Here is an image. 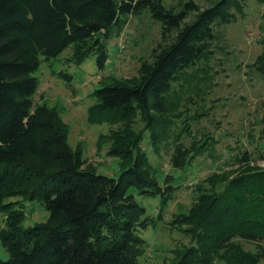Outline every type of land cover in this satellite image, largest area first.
I'll use <instances>...</instances> for the list:
<instances>
[{"label":"trees","instance_id":"trees-1","mask_svg":"<svg viewBox=\"0 0 264 264\" xmlns=\"http://www.w3.org/2000/svg\"><path fill=\"white\" fill-rule=\"evenodd\" d=\"M243 1L201 7L187 0L177 9L163 0H0V245L7 252L0 264H139L145 239L138 231L153 219L131 189L158 196L164 205L177 187L171 175L157 178L140 145L143 131L152 144L169 136L177 113L168 96L172 83L210 56L215 26L235 20L233 9L240 11ZM144 8L161 23L150 59L140 63L138 75L95 87L86 110L89 123L118 124L99 134L108 141L107 153L120 159L117 177L107 176L69 146L67 124L55 107L33 104V73L68 46L65 60L78 64L95 52L102 66L110 27H122L124 16ZM251 65L264 74V50ZM136 115L142 128L133 125ZM205 144H176L171 165L185 168ZM252 159L245 149L234 173L215 171L194 185L188 211L171 221L190 243L173 250L171 263L160 264H258L257 254L233 240L264 241V168ZM27 201L42 204L45 220L22 225Z\"/></svg>","mask_w":264,"mask_h":264},{"label":"rangeland","instance_id":"rangeland-1","mask_svg":"<svg viewBox=\"0 0 264 264\" xmlns=\"http://www.w3.org/2000/svg\"><path fill=\"white\" fill-rule=\"evenodd\" d=\"M163 1L178 9L187 0ZM194 1L207 7L215 0ZM241 7L240 11L233 9L235 20L215 26L210 56L186 69L172 83L168 96L176 102L177 113L171 117L169 136L152 144L149 132L143 131L140 145L149 163L157 169V178L161 182L164 175H171L177 187L164 205L159 204L158 196L131 189L136 202L153 219L138 231L145 239L139 264L171 263L173 250L190 243L189 236L171 221L175 215L188 211L196 196L194 185L202 178L219 170L234 173L236 157L245 149L253 158L251 164L264 168V74L251 65L264 50V2L245 0ZM124 17L122 27H110L107 59L102 66L97 63L95 52L78 64L65 60L71 52L68 46L55 58L42 60L33 73L37 78L33 104L55 107L67 124L69 146L79 148L82 158L94 166L96 173L112 177L120 173V159L107 153L108 141H102L99 134L108 133L118 124L87 122L86 110L95 100L90 92L113 77L138 75L140 63L150 59L161 33L160 21L152 18L147 8ZM134 119V127L142 128L140 117L136 115ZM202 140L206 143L203 154L197 150L199 154L183 169L171 165L170 156L176 144L189 148ZM21 209L25 214L24 227L43 221L48 215L37 201H27ZM233 240L244 250L257 254L258 264H264L263 240L240 237ZM6 257L7 252L0 245V258Z\"/></svg>","mask_w":264,"mask_h":264}]
</instances>
